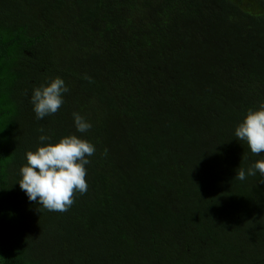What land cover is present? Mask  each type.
I'll use <instances>...</instances> for the list:
<instances>
[{"label":"trees","instance_id":"16d2710c","mask_svg":"<svg viewBox=\"0 0 264 264\" xmlns=\"http://www.w3.org/2000/svg\"><path fill=\"white\" fill-rule=\"evenodd\" d=\"M262 103L264 0H0V264H264V176L235 178L264 153L234 136ZM41 128L96 148L64 212L17 183Z\"/></svg>","mask_w":264,"mask_h":264},{"label":"clouds","instance_id":"9594fccd","mask_svg":"<svg viewBox=\"0 0 264 264\" xmlns=\"http://www.w3.org/2000/svg\"><path fill=\"white\" fill-rule=\"evenodd\" d=\"M69 88L61 77L33 87L30 95L32 110L37 119L57 113L64 103ZM73 124L77 133L88 132L92 124L79 112H73ZM39 146L25 153L26 163L19 169L17 182L28 200L49 211L64 212L74 203V194L88 190L86 181L89 157L96 148L89 140L76 134H68L52 142V136L39 129ZM237 140L246 143L256 156L264 153V103L249 109L234 128ZM264 176V159L253 161L249 167L239 168L235 178L244 181L248 176Z\"/></svg>","mask_w":264,"mask_h":264}]
</instances>
